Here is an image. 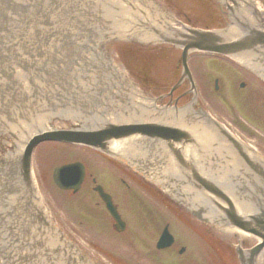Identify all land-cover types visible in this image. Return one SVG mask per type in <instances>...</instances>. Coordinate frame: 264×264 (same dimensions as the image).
Masks as SVG:
<instances>
[{
    "label": "water",
    "instance_id": "water-1",
    "mask_svg": "<svg viewBox=\"0 0 264 264\" xmlns=\"http://www.w3.org/2000/svg\"><path fill=\"white\" fill-rule=\"evenodd\" d=\"M234 4L235 7L230 8V13H228L233 24L232 29L229 26L224 29L204 31L186 27L178 29L168 25L154 26L147 23L144 30L158 42L170 43L182 49L183 76L187 74L186 57L193 51L251 57L264 64V13L248 3L245 5L246 8H240L235 2ZM31 6L33 7L31 8ZM52 7L51 0H34L33 2L32 0H0V94H2L1 102L4 104L3 106L0 104V108L7 111L14 107L16 109L27 108V111H30L28 114L20 113L29 120L45 115L38 108V103L43 97L48 95L53 97L59 93L56 88H53L56 94L45 92L38 85L40 78L47 75L46 71L42 70L46 66L49 51L58 46L62 36L64 16L62 18L52 17L47 21L52 13ZM139 8L142 10L140 5ZM64 14L65 12H63ZM52 19L55 21L51 24ZM31 25H33L32 28H30ZM138 36L144 37V39L146 37L141 33ZM103 38V36L98 37L99 40ZM31 54L34 57L32 64L27 65L30 67L41 58L43 59L42 66L36 70L30 68V71L20 68L21 59L29 58ZM119 69L123 70V68ZM115 83L119 87L120 93L127 94L131 98L130 104L125 105L129 106V111L127 112L122 107L120 120L141 119L143 121L104 122L95 129L41 130L37 128L35 133H31L32 135H27L26 131V138L22 142L23 149L20 152L13 155L8 152L6 155L0 156V170L3 171L0 176V185L3 188V195L0 197V255L2 262L4 264H44L45 260V264L51 263L53 252L40 247L41 245L48 246L42 239V235L43 232H51L50 227L46 226L47 228L44 230L39 228L35 231L24 223L26 221L29 224L30 222L35 225L40 224V219L33 208L34 189L31 184L30 171L31 152L37 143L44 140H59L107 151L108 142L112 139L141 135L143 138L163 142L166 145L183 183L197 195L189 189L181 187L177 181L169 183L168 180H165L164 185L167 187H163L188 204L196 205L203 201L205 208L201 206L197 212H193L197 218L220 227L239 229L261 239V243L249 251L242 250L240 246L236 247L240 264H254L257 254L264 247V160L255 155L251 156L244 145L230 136L207 114L201 113L199 121L209 132L201 129L198 123L189 122L187 117L183 118L184 124L189 126H191L190 123L193 124L192 128L200 140L208 143L212 140L213 135L214 141L221 143V147L227 151L226 154L235 161L236 168L247 180V186L238 189V196H241L240 203L236 195H231L225 185L213 179L214 175L210 171L202 172L200 170L192 152L189 156L184 155L182 147L185 145H191L200 154L193 132L180 125L167 126L164 120L166 118L163 115H155L145 107L134 106L132 100V94L133 97L136 95L134 86H131L130 82L123 78H117ZM25 85L26 87H24ZM56 105L57 103L53 106ZM22 111L26 112V109H22ZM114 117L117 118L115 115ZM151 119L155 121H149ZM169 119L171 118L166 120ZM41 123L44 126V122ZM133 140L127 141L128 147L125 146L124 140H118L117 143L122 151L129 153V148L135 144ZM143 149L149 156L160 162L163 161L160 156H164V154L160 146L154 147L160 156L146 147ZM221 171H225V169H221ZM81 173L79 164L66 165L55 168L53 179L61 188L76 190L81 181ZM179 173L175 169L169 170L171 178L174 179L180 178ZM146 176L154 182L160 183L161 181L157 174L148 173ZM163 179H166V176H163ZM96 190L105 201L111 214L117 219L109 196L104 194L99 187ZM198 194L202 195V200ZM236 203L240 205L241 209ZM24 207L27 208V212L23 215L20 214L19 217L16 216L17 208H20L19 213H21ZM203 212L208 215V218L203 216ZM8 225H15L14 228L18 225L19 237L24 235L27 238L21 239L17 244L13 243L14 239L10 232L14 228L7 227ZM32 232L37 233L32 234ZM170 241L166 235H163L158 242V247L167 246Z\"/></svg>",
    "mask_w": 264,
    "mask_h": 264
},
{
    "label": "rangeland",
    "instance_id": "rangeland-1",
    "mask_svg": "<svg viewBox=\"0 0 264 264\" xmlns=\"http://www.w3.org/2000/svg\"><path fill=\"white\" fill-rule=\"evenodd\" d=\"M174 14L177 17L182 15L175 12ZM212 60L217 63L220 61L212 57L190 59V68L202 97L215 112L231 122L241 133L254 139L256 145L264 150V95L255 91L254 95L249 94L245 91L248 90V86L245 89L240 88L237 82L247 81L244 76L238 77L233 84L227 86L222 84L220 90L213 91V76L220 78L226 71L242 73V70L230 62H221L223 68L218 65L219 68L214 69ZM224 82L228 83L226 80ZM251 112H254V115ZM75 160L85 163L88 177L83 189L69 196V193L58 191L51 180V172L55 166ZM33 165L41 190L50 197L67 220L66 226L71 230L70 232L87 239L90 245L92 243L106 250L99 249L103 251L102 254L105 252L114 255L121 263L128 260L137 264H236L237 262L232 252L234 242L226 239L228 236L224 231L211 229L203 232L204 230L191 220L188 222L184 220V224H181L176 216L168 214L164 217L159 213L156 215L154 203L140 192L133 184L132 178L123 177L125 182L130 184V187H127L118 179V175L109 170L106 164L103 166L100 159L91 152L80 151L59 142H43L35 149ZM108 171L112 172L110 177ZM92 177L96 178V181L102 184L118 203L121 215L126 221V231L123 234L115 236L110 231L109 216L104 213L102 205L98 204L97 195L92 191ZM143 204L149 213L144 211ZM167 222L175 236V245L170 250L156 251L155 240ZM180 246L186 248L182 255L177 253Z\"/></svg>",
    "mask_w": 264,
    "mask_h": 264
},
{
    "label": "bare ground",
    "instance_id": "bare-ground-1",
    "mask_svg": "<svg viewBox=\"0 0 264 264\" xmlns=\"http://www.w3.org/2000/svg\"><path fill=\"white\" fill-rule=\"evenodd\" d=\"M224 233L227 234L228 237L226 239H228V240L230 239L232 241L235 240V241H241V242L247 241L248 243L251 242V239L248 238L247 236H245V234H243L241 232L229 230V231L224 232ZM91 253L93 255H95L97 253L96 257H101L97 251H96V253L94 251H92Z\"/></svg>",
    "mask_w": 264,
    "mask_h": 264
},
{
    "label": "flooded vegetation",
    "instance_id": "flooded-vegetation-1",
    "mask_svg": "<svg viewBox=\"0 0 264 264\" xmlns=\"http://www.w3.org/2000/svg\"><path fill=\"white\" fill-rule=\"evenodd\" d=\"M235 79V76H231L230 78H229V82H231L232 80H234ZM252 80V79H251ZM253 82H254V80H253ZM185 91V89H183V91L181 92V93H183ZM181 93L176 97V99H178V100H181V98L183 97L182 95H181Z\"/></svg>",
    "mask_w": 264,
    "mask_h": 264
}]
</instances>
